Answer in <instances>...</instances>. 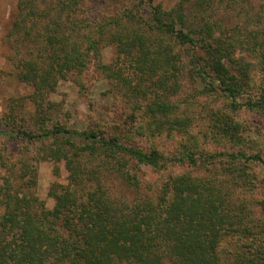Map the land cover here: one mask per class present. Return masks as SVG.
Instances as JSON below:
<instances>
[{"label":"trees","instance_id":"obj_1","mask_svg":"<svg viewBox=\"0 0 264 264\" xmlns=\"http://www.w3.org/2000/svg\"><path fill=\"white\" fill-rule=\"evenodd\" d=\"M153 1L148 0V31L133 29L128 16L103 15L104 21L96 28L100 34L109 31L108 41L116 45V60L123 56L132 67L134 61L143 74L157 77L153 85L168 99L178 86L180 49L186 51L199 44L203 54H193L200 60H194L192 67L200 75L211 71L218 88L233 99L249 90L251 71L256 70L257 86L249 90L254 96L231 103V109L244 107L264 119V40L250 48L256 51L254 64L246 60L250 53L247 48H238L235 37L225 41L215 37L208 24L195 29L188 23L186 3L192 4L190 10L194 5V9L207 10L211 0H179L168 10ZM79 3L63 0L52 23L46 25L40 47L30 49L29 56L20 60L17 76L33 88L31 125L16 126L13 115L3 119L6 127H0V134L37 142L38 155L55 163L54 174H59L57 164L62 161L68 182L51 185L49 194L55 203L48 208L35 192L37 169L33 161L37 159L21 160L19 184L10 175L2 178L0 264H233L222 248L224 240L233 236L237 238H233L237 248L231 254L234 264H264V222L254 229L242 220L232 188L225 177L217 176L216 154L205 156L201 152L196 156L197 142L191 139L187 149L172 137L176 149L169 145L167 154L135 143L139 135L161 134L166 123L175 131L186 122L171 117L174 104L159 97L146 110L149 119L136 121L133 82L113 64H100L99 40L91 29L94 21L76 16ZM195 12H191L194 17ZM108 25L110 30H106ZM91 60L107 70L115 82L127 86L124 95L132 99L131 111L120 113L123 125L79 130L56 121L48 126L46 120L52 119L48 111L56 103L46 95L69 74L76 73L75 81L82 85L78 75ZM14 105L23 107L21 101ZM241 129V123L231 115H221L213 135L239 144ZM224 157L230 164L232 184L246 176L242 161L264 165V156L259 153L238 151ZM140 164L157 173L155 180H148L146 171L135 170ZM104 170L115 171L133 185L137 196L133 200L112 197L101 181ZM243 246L247 249L239 250Z\"/></svg>","mask_w":264,"mask_h":264},{"label":"rangeland","instance_id":"obj_2","mask_svg":"<svg viewBox=\"0 0 264 264\" xmlns=\"http://www.w3.org/2000/svg\"><path fill=\"white\" fill-rule=\"evenodd\" d=\"M178 1L154 0L153 2L159 3L163 9L168 10ZM24 2H27L26 6ZM79 2L76 16L84 21H94L91 29L95 30V37L99 40L100 64H113L114 68H119L122 74L130 77L133 82V117L136 121L143 123L144 120H148L147 108L156 99L162 98L174 104V114L170 116L184 119L186 122L185 127L178 125L179 129L175 131L171 130L170 123H166L161 134L139 135L135 137V143L142 147L160 148L167 154L170 150L169 145L172 150L176 149L175 141L177 145L183 144L187 149L190 148L191 139L197 142L196 156H200L201 152L205 156L216 154L214 160L218 163L217 176L225 177L232 188L233 195L238 199L236 204H240L238 210L243 217L242 220L252 225L254 229L259 227L264 222V165L242 161L240 166L245 170L246 176L241 180L238 179L239 183L232 184V180L229 181L233 178L228 171L230 164L224 157L227 153L238 151L246 154L259 153L264 156V119L244 107L234 111L231 109V103L243 102L248 95L254 96L249 90H255L257 86L256 70L251 71L253 79L252 84L250 81L249 90L233 99L218 88V81L211 71H204L200 75L192 67L194 60H200L195 57L203 54L199 44L186 51L180 49L178 86L175 93L169 94V98L166 99L165 92L153 85L157 77L150 78L143 74L137 69L134 61L132 67L130 61L123 56L120 60H116V45L108 41L109 31L100 34L98 31L100 28H96L101 21H104L103 15L107 17L118 15L124 19L128 16L133 29L141 28L148 31L146 25L149 14L148 0H79ZM210 4L211 7L207 10L195 7L194 14L197 16L194 17L191 12H194L195 5L191 11L192 4L186 3L185 13L188 15V23L195 29L208 24L214 28V36L225 41L231 36L235 37L234 42L240 43L238 48H247L246 52L250 53L246 56V60L255 64L256 59L253 55L256 51L250 48L258 47L264 40V0H211ZM59 5H63V0H0L1 128L6 127L3 119L13 115L15 116L13 123L16 126L31 125L30 118L32 119L35 114V106L30 100L33 88L31 84L18 78L17 73L20 70L18 66L21 59L29 56L30 49L40 47L44 33L48 29L46 25L52 23V19L59 12L57 9ZM110 28L108 25L106 30ZM90 56L93 57L92 54ZM93 63L94 61H89L88 67L78 75L82 85L75 81L76 73L69 74L66 78L59 79L54 91L46 95L49 101L56 103L52 106L55 108L48 111V115L52 118L46 120L48 126L56 121L65 127L79 130L98 125L104 129L123 125L120 113L129 114L131 111L129 102L132 99L124 95L128 92L127 86L120 84L121 81L115 82L107 70H102ZM17 101H21L23 107H16L14 104ZM227 114L241 123L242 141L239 144L213 135L217 119ZM37 144L21 136L10 137L0 134V161L3 162L0 163V185L6 175L12 176L15 183L19 184V176L22 174L21 160L35 158L37 159L33 161L37 169L35 192L44 201L46 207L52 208L55 199L49 194L50 187L55 182L65 185L68 182V172L61 161L57 164L59 174H54L55 163L38 155ZM25 148L27 151H24ZM136 167L137 170L146 171L148 180H155L157 173L150 167L140 164L135 165V170ZM101 181L114 198L133 200V197L137 196L133 185L115 171L104 170ZM241 200H244V205ZM2 212L3 207L0 204V214ZM233 238L237 239L235 236ZM233 238L227 237L222 248L227 251L228 262L234 264V257L231 254H234V249L237 248L235 247L237 241ZM245 240L248 241L246 238ZM238 248L241 251L243 248L247 249L244 246Z\"/></svg>","mask_w":264,"mask_h":264}]
</instances>
